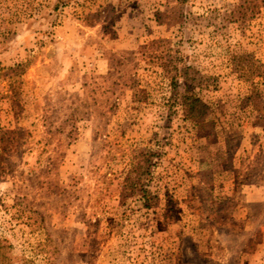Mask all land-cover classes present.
<instances>
[{"label": "rangeland", "instance_id": "obj_1", "mask_svg": "<svg viewBox=\"0 0 264 264\" xmlns=\"http://www.w3.org/2000/svg\"><path fill=\"white\" fill-rule=\"evenodd\" d=\"M0 264H264V0H0Z\"/></svg>", "mask_w": 264, "mask_h": 264}, {"label": "trees", "instance_id": "obj_2", "mask_svg": "<svg viewBox=\"0 0 264 264\" xmlns=\"http://www.w3.org/2000/svg\"><path fill=\"white\" fill-rule=\"evenodd\" d=\"M188 111L192 119L203 120L209 116V107L200 99H188Z\"/></svg>", "mask_w": 264, "mask_h": 264}]
</instances>
